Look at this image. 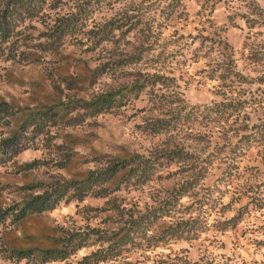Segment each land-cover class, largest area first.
<instances>
[{
	"label": "rangeland",
	"instance_id": "obj_1",
	"mask_svg": "<svg viewBox=\"0 0 264 264\" xmlns=\"http://www.w3.org/2000/svg\"><path fill=\"white\" fill-rule=\"evenodd\" d=\"M0 264H264V0H0Z\"/></svg>",
	"mask_w": 264,
	"mask_h": 264
},
{
	"label": "trees",
	"instance_id": "obj_2",
	"mask_svg": "<svg viewBox=\"0 0 264 264\" xmlns=\"http://www.w3.org/2000/svg\"><path fill=\"white\" fill-rule=\"evenodd\" d=\"M39 209H42V208H39ZM21 215H23V213Z\"/></svg>",
	"mask_w": 264,
	"mask_h": 264
}]
</instances>
